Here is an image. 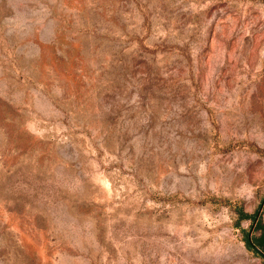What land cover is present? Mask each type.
<instances>
[{
    "label": "rangeland",
    "instance_id": "1",
    "mask_svg": "<svg viewBox=\"0 0 264 264\" xmlns=\"http://www.w3.org/2000/svg\"><path fill=\"white\" fill-rule=\"evenodd\" d=\"M258 211L264 0H0V264H264Z\"/></svg>",
    "mask_w": 264,
    "mask_h": 264
},
{
    "label": "trees",
    "instance_id": "2",
    "mask_svg": "<svg viewBox=\"0 0 264 264\" xmlns=\"http://www.w3.org/2000/svg\"><path fill=\"white\" fill-rule=\"evenodd\" d=\"M238 214L240 218L250 217L246 214L242 209H238ZM256 228L261 230V234L259 237L253 238L252 242L260 248V250L264 253V223H261L259 218L256 221Z\"/></svg>",
    "mask_w": 264,
    "mask_h": 264
},
{
    "label": "water",
    "instance_id": "3",
    "mask_svg": "<svg viewBox=\"0 0 264 264\" xmlns=\"http://www.w3.org/2000/svg\"><path fill=\"white\" fill-rule=\"evenodd\" d=\"M258 217H259V211H258V213L256 215L254 224H256V221L258 220ZM248 240H249L250 244H252L259 252H261L264 255V253L252 242L250 233L248 235Z\"/></svg>",
    "mask_w": 264,
    "mask_h": 264
}]
</instances>
